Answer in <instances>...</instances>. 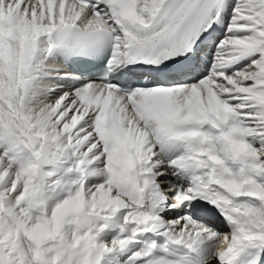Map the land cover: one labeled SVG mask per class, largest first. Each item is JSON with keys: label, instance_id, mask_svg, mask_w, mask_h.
Here are the masks:
<instances>
[{"label": "snow or ice", "instance_id": "1", "mask_svg": "<svg viewBox=\"0 0 264 264\" xmlns=\"http://www.w3.org/2000/svg\"><path fill=\"white\" fill-rule=\"evenodd\" d=\"M0 264H264V0H0Z\"/></svg>", "mask_w": 264, "mask_h": 264}, {"label": "bare ground", "instance_id": "2", "mask_svg": "<svg viewBox=\"0 0 264 264\" xmlns=\"http://www.w3.org/2000/svg\"><path fill=\"white\" fill-rule=\"evenodd\" d=\"M221 231H224V229H223V228H221Z\"/></svg>", "mask_w": 264, "mask_h": 264}]
</instances>
